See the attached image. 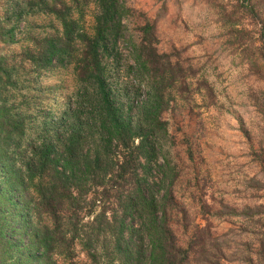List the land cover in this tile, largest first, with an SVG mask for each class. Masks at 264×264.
I'll return each instance as SVG.
<instances>
[{"label": "trees", "instance_id": "1", "mask_svg": "<svg viewBox=\"0 0 264 264\" xmlns=\"http://www.w3.org/2000/svg\"><path fill=\"white\" fill-rule=\"evenodd\" d=\"M2 3L14 22L38 14L48 29L7 54L15 26L0 19V264H222L216 238L174 199L162 113L184 99L186 75L157 51L153 23L130 29L125 0ZM66 67L73 91L30 127L25 93Z\"/></svg>", "mask_w": 264, "mask_h": 264}, {"label": "rangeland", "instance_id": "2", "mask_svg": "<svg viewBox=\"0 0 264 264\" xmlns=\"http://www.w3.org/2000/svg\"><path fill=\"white\" fill-rule=\"evenodd\" d=\"M125 4L128 27L153 23L157 51L170 54L186 75L184 99L175 98L162 113L166 149L178 171L173 186L178 208L216 238L222 264H264V0ZM4 6L0 0V19L15 26L14 42L1 48L7 54L28 46V33L37 36L48 29L38 14L14 22ZM91 13L89 4L86 28ZM34 86L36 92L25 93L30 127L40 126L47 109L57 115L75 82L70 67L53 68L42 72ZM207 241L206 255L211 251ZM75 260L84 261L78 249Z\"/></svg>", "mask_w": 264, "mask_h": 264}]
</instances>
